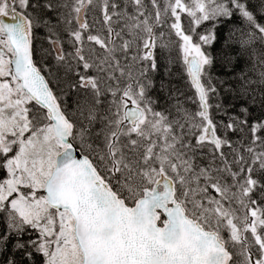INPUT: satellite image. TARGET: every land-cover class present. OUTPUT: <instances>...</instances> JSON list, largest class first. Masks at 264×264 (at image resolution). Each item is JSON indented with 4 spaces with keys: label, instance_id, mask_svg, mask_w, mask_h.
Instances as JSON below:
<instances>
[{
    "label": "snow or ice",
    "instance_id": "1",
    "mask_svg": "<svg viewBox=\"0 0 264 264\" xmlns=\"http://www.w3.org/2000/svg\"><path fill=\"white\" fill-rule=\"evenodd\" d=\"M0 264H264V0H0Z\"/></svg>",
    "mask_w": 264,
    "mask_h": 264
}]
</instances>
